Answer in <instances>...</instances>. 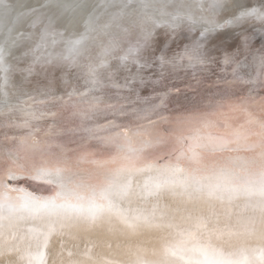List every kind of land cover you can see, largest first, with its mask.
I'll return each mask as SVG.
<instances>
[{
    "label": "snow or ice",
    "instance_id": "6c2138e0",
    "mask_svg": "<svg viewBox=\"0 0 264 264\" xmlns=\"http://www.w3.org/2000/svg\"><path fill=\"white\" fill-rule=\"evenodd\" d=\"M103 10L0 46V264H264V0Z\"/></svg>",
    "mask_w": 264,
    "mask_h": 264
},
{
    "label": "bare ground",
    "instance_id": "6f19581e",
    "mask_svg": "<svg viewBox=\"0 0 264 264\" xmlns=\"http://www.w3.org/2000/svg\"><path fill=\"white\" fill-rule=\"evenodd\" d=\"M112 2V0H8L11 8L5 10L0 8V46L11 51L8 63L16 65L18 58L24 62L32 57H21L20 54L25 49L35 46V39L29 38L28 33L32 20L36 13L31 11H47L51 6L60 18L56 25L57 31H64L65 36L79 34L84 30V22L91 19L93 23H101L103 17V5L101 3ZM119 2V0H115ZM167 3L177 5L179 3H191L193 0H166ZM102 5V6H101ZM44 6V7H41ZM181 26L184 21H178ZM163 31V28L160 29ZM59 47H63L60 45ZM21 66H23L21 64ZM12 84L21 92L30 89L21 88L22 75L13 71L11 73ZM59 91V90H58Z\"/></svg>",
    "mask_w": 264,
    "mask_h": 264
},
{
    "label": "water",
    "instance_id": "95a60500",
    "mask_svg": "<svg viewBox=\"0 0 264 264\" xmlns=\"http://www.w3.org/2000/svg\"><path fill=\"white\" fill-rule=\"evenodd\" d=\"M101 4L103 5V3H101ZM102 5H101V6H102ZM103 11H104V10H103ZM21 183H22V182H21Z\"/></svg>",
    "mask_w": 264,
    "mask_h": 264
}]
</instances>
